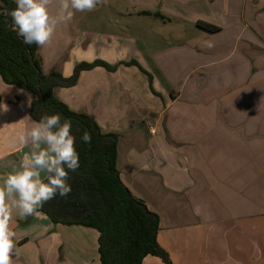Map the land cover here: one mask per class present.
I'll return each instance as SVG.
<instances>
[{
	"label": "crops",
	"instance_id": "obj_1",
	"mask_svg": "<svg viewBox=\"0 0 264 264\" xmlns=\"http://www.w3.org/2000/svg\"><path fill=\"white\" fill-rule=\"evenodd\" d=\"M122 1L107 4L113 22H99V6L75 13L70 38L61 47L59 41L50 44L52 62H45L47 46L39 47L43 72L60 61L65 78L82 62L117 65L115 71H82L76 85L55 89V97L71 111L91 116L103 133L118 135L120 179L159 216L157 242L173 264H264V87L255 79L264 72V64L256 63L264 58V36L250 19H239V32L221 43L231 25L210 22L206 15L205 21L188 19L181 6L160 0L156 7L132 10L137 17L160 14L157 30L141 31L147 61L137 62L144 73L121 65L128 61L123 46L113 52L114 42L130 39L131 9ZM203 1L211 9L213 0ZM253 4L264 7V0ZM50 11L55 15L56 6ZM197 22L219 30L190 34L188 26ZM169 25L176 29H163ZM134 80L141 92L131 91ZM34 98L0 77V104L9 108L0 110V186L30 154V145L18 138L35 122L29 115ZM39 213L26 222L12 210L15 264H100L96 230L54 225ZM142 264L163 263L147 256Z\"/></svg>",
	"mask_w": 264,
	"mask_h": 264
},
{
	"label": "trees",
	"instance_id": "obj_2",
	"mask_svg": "<svg viewBox=\"0 0 264 264\" xmlns=\"http://www.w3.org/2000/svg\"><path fill=\"white\" fill-rule=\"evenodd\" d=\"M15 7L13 0H0V77L6 85L35 96L29 108V115L35 122L42 116L59 114L61 123H71L80 161V167L69 172L70 194L64 198L57 195L39 212L54 225H77L96 230L100 264H142L147 256L156 257L163 264H173L157 242L159 216L135 197L120 179L116 165L118 135L103 133L91 116L71 111L54 95L57 88L76 85L82 71L95 67L115 71L117 66L97 60L79 63L67 78L55 69L44 73L39 46L25 44L13 28L8 12ZM143 15L152 14L143 12ZM153 15L160 17L159 13ZM196 25L208 33L219 30L204 22ZM124 65L136 66L145 73L135 61ZM148 77L151 92L158 95L152 88L151 76ZM85 131L91 135L90 144L81 142ZM30 218L27 217L26 222Z\"/></svg>",
	"mask_w": 264,
	"mask_h": 264
},
{
	"label": "clouds",
	"instance_id": "obj_3",
	"mask_svg": "<svg viewBox=\"0 0 264 264\" xmlns=\"http://www.w3.org/2000/svg\"><path fill=\"white\" fill-rule=\"evenodd\" d=\"M16 7L8 12L13 28L25 44L45 47L51 44L59 24H67L76 12H91L108 0H14ZM55 5L53 15L50 8ZM0 110H9L0 104ZM81 142L91 143V135L84 132ZM21 145L31 148L23 157L19 169L8 174L0 186V264H15L19 251L16 232L10 228L12 210L21 218L39 215L45 203L57 195L66 197L71 192L69 172L80 167L76 137L71 123H61L59 114L42 116L32 127L19 135ZM42 174L43 177L42 178Z\"/></svg>",
	"mask_w": 264,
	"mask_h": 264
},
{
	"label": "rangeland",
	"instance_id": "obj_4",
	"mask_svg": "<svg viewBox=\"0 0 264 264\" xmlns=\"http://www.w3.org/2000/svg\"><path fill=\"white\" fill-rule=\"evenodd\" d=\"M110 1L113 2V0H108V2ZM159 1L160 0H123L122 1L124 9H128V8L131 9L130 22L132 23L129 27L130 39L129 40L124 39V41L120 43L114 42L112 45L113 52L115 53L120 52L118 51V48L120 46H123L121 52L124 54L125 57L128 58V61L124 62L123 64L121 62V65H124L125 63H129L132 61L137 62L138 59L142 61H144L145 59V61H147V58L145 57V51L143 47H141L145 44L142 38L141 31L157 30L158 27H156L154 23L155 20L159 21V19L152 16H149L148 18L143 16L137 17L138 15H136V11H132V10L140 11L141 9H144L143 6L156 7ZM254 1L255 0H213L211 1L212 2L211 9H208V7L204 5L205 3L203 0H166L164 3H166L165 5L167 7H169L170 4H173V2L176 3L178 7L181 6L182 11L185 12L184 15L191 20L202 19L203 21H205L204 18H202V16L206 15L207 20L210 22L214 21L215 18L216 21H220L222 23V26L224 25L228 27L229 25H231L229 28L224 29L223 32L221 33V37H220L221 43H225L226 40L228 39L227 35L230 34L235 35L241 29L240 26L237 24L239 19H245V20L250 19L252 22L249 23L252 29L258 31L260 33V36H264V7L262 6L263 4H260L258 6L254 5L253 4ZM259 1H263V0H259ZM107 4L99 6V8L96 10L95 16L96 18H98L99 22H101L102 20L103 21L109 20L110 22H113L115 20V14L111 12ZM187 5L189 7H186ZM186 8L189 10H186ZM56 12L57 11H55V13ZM80 13H84V12H76V14H80ZM186 13L188 14L186 15ZM148 24L151 26H149ZM103 28L106 29V26L102 27V29ZM188 28L190 29V34L191 32H195L196 34L201 32L200 31L201 29L196 27V25L188 26ZM163 29L166 31H171V30L174 31L176 28L174 26L169 25L163 27ZM70 32L71 29L69 27V23L59 24L56 28L54 40H52L51 44H54V41L55 43L56 41H59V47H61V45L63 44L62 43L63 39L66 38L68 40L70 38L71 36ZM143 35L145 36L147 34L143 33ZM151 36H154L153 33ZM50 47L51 46L48 45L47 50L43 51L44 58L46 59L45 62H52L53 55L52 52L49 51ZM57 63H59L58 64L59 66H57L55 70H58L60 72L61 70L60 61H57ZM256 63L261 67V65L264 64V58H258ZM229 65L230 63H228V66ZM113 66H117V65H113ZM124 66L130 67L131 65H124ZM260 75L257 78H255L256 83L263 84L262 87H264V72ZM257 80L259 81L257 82ZM130 84H131V91L133 90L138 92L142 91L141 84L137 80L130 81ZM262 90H264V88Z\"/></svg>",
	"mask_w": 264,
	"mask_h": 264
},
{
	"label": "built area",
	"instance_id": "obj_5",
	"mask_svg": "<svg viewBox=\"0 0 264 264\" xmlns=\"http://www.w3.org/2000/svg\"><path fill=\"white\" fill-rule=\"evenodd\" d=\"M149 132H150L151 135H155L156 134L154 128H150V131Z\"/></svg>",
	"mask_w": 264,
	"mask_h": 264
}]
</instances>
